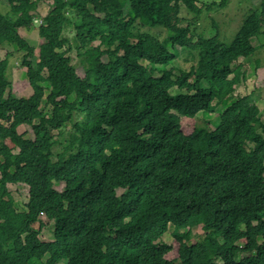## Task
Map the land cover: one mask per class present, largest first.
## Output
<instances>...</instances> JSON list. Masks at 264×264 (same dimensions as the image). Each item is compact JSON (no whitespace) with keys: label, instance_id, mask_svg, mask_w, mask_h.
Instances as JSON below:
<instances>
[{"label":"trees","instance_id":"1","mask_svg":"<svg viewBox=\"0 0 264 264\" xmlns=\"http://www.w3.org/2000/svg\"><path fill=\"white\" fill-rule=\"evenodd\" d=\"M43 2L0 0L9 7L0 11V48L25 54L34 91L16 98L9 54L0 61V264H55L45 258L57 244L32 227L42 214L56 221L68 264H264L259 108L251 96L238 97L212 132L186 135L181 124L217 112L215 101L241 86L245 74L235 64L264 36V0L250 5L228 43L182 26L183 9L193 22L203 15L197 0H54L34 64L35 48L20 30L32 28ZM158 27L168 31L164 40L142 30ZM181 53L196 63L176 76ZM31 119L39 120L33 139L19 133ZM15 171L31 186L24 211L8 187ZM54 182L64 189L47 191ZM197 225L204 236L192 243ZM171 227L175 259L163 242Z\"/></svg>","mask_w":264,"mask_h":264},{"label":"rangeland","instance_id":"2","mask_svg":"<svg viewBox=\"0 0 264 264\" xmlns=\"http://www.w3.org/2000/svg\"><path fill=\"white\" fill-rule=\"evenodd\" d=\"M44 2L40 5L38 11V17L30 30H20L21 36L26 39L31 46L35 48V58L33 60L34 64L39 60L41 56V49L44 40L41 35V25L40 22L44 20V18L48 15L50 10L54 7V0H43ZM199 6H201L204 10L203 15L196 21L193 22V16L185 9L182 10L181 16L185 19L182 23L183 27H187L189 23H193L190 27V30L195 34L205 33L207 36L211 34H221L218 36L223 42H230L237 31L241 27L242 20L248 10L251 8L250 5L258 4L259 0H231L230 4L224 9H218L213 7L210 10L208 9V5L217 2L221 3L222 0H197ZM241 1V2H240ZM261 1V0H260ZM35 2V0H32ZM6 4L0 3V11L3 13H7L9 11V7L5 6ZM159 29V30H157ZM163 28H145L142 30L151 31L153 33H160L161 39L164 40L169 34L168 31L162 30ZM73 33H71L70 38H73ZM68 36V35H67ZM73 46H75L72 41ZM100 44L99 41L94 43V46H98ZM253 45L256 49L255 54L249 58L241 59L239 62H236L235 66H240V70L245 72V79L241 83V88L238 87L236 93L224 100H217L215 104H217V112L215 113H207L201 112L194 118L182 117L181 124L182 129L186 135L192 133L199 132H212L216 129L219 124L220 113L226 108V106L233 101H236L238 97L242 95H248V92H253L254 94L260 93L264 96V88L256 87L261 86L264 82V36L262 34H258L253 38ZM169 49H173L171 45H169ZM9 54V70L8 77L13 84V94L16 98H29L33 95L34 91L32 86L30 85L27 76H26V68H23L21 65L22 58L25 55L23 52L19 51L14 45L5 43L0 48V61L4 60ZM73 59V64L78 68V74L81 77H84V71L81 64V58L78 56L77 51L74 49L70 54ZM196 63V60H192L191 57H187L185 53H181L180 58L175 61L173 68L176 69L174 74L178 76L182 70L189 71L191 67ZM234 66V67H235ZM258 76V80H257ZM254 80V84L251 81ZM256 85V86H255ZM52 90V89H51ZM174 94L178 93V90L172 91ZM263 92V93H262ZM252 95V94H251ZM257 95V94H256ZM244 97V96H243ZM73 101V99H72ZM255 105L259 109H264V104L260 105V107L255 103ZM34 112V111H32ZM37 116V112H34ZM36 118V117H35ZM262 122L264 123V112L261 116ZM31 124H24L19 128L20 134H25L26 137L33 139L35 136L32 133V125L37 123L38 119H31ZM57 133V132H55ZM7 144L11 147L15 153H18L19 150L14 146V144L8 140ZM249 149H253L254 145L251 144L248 147ZM56 159V158H55ZM14 183L8 184L9 190L11 191V195L16 203V207L19 211H24L25 205L28 203L29 194L31 190L30 184H28L25 179L26 176L19 172L15 171L14 173ZM2 178V174L0 172V179ZM65 187L63 182H54L47 187V191L57 190L62 191ZM124 191L119 190L118 193L121 195ZM42 225L39 223L34 224L32 227L36 231H40V238L45 242L56 243V251L54 254H49L45 261H53L55 264H68L67 253L65 251V247L60 241V234L58 233L57 223L54 219H48L45 214L41 215L40 218ZM174 231L173 227L170 228L169 232L163 237V242L171 245L173 247V251L169 254L170 259H175L178 257L179 251V243L175 240L172 235ZM204 236V232L202 230L201 225H197L193 227V238L191 240L192 243L201 239ZM180 264V261H178ZM221 264V263H219Z\"/></svg>","mask_w":264,"mask_h":264},{"label":"crops","instance_id":"3","mask_svg":"<svg viewBox=\"0 0 264 264\" xmlns=\"http://www.w3.org/2000/svg\"><path fill=\"white\" fill-rule=\"evenodd\" d=\"M260 1V0H259ZM257 80H258V76H257ZM250 84H252L251 85V87L253 86V84H254V80H252L251 81V83ZM256 86V85H255ZM256 87H258V88H264V82L262 83V85L261 86H256ZM241 88V87H240ZM263 93V92H262ZM252 94V95H251ZM257 94V95H256ZM248 95H250L251 96V98L253 99V101H254V103H256L259 107H260V105L262 104H264V96H262L260 93H258V91H257V93H251V92H248ZM243 96H245V95H242L241 97H243ZM260 110V112H261V116H262V114H263V112H264V109H259Z\"/></svg>","mask_w":264,"mask_h":264},{"label":"clouds","instance_id":"4","mask_svg":"<svg viewBox=\"0 0 264 264\" xmlns=\"http://www.w3.org/2000/svg\"><path fill=\"white\" fill-rule=\"evenodd\" d=\"M35 22L37 23L38 21H37V20H35ZM35 22H34V23H35ZM40 25H43V22H40ZM241 59H244V58H241ZM241 59H240V60H241ZM240 60H239V61H240ZM239 61H238V62H239ZM243 73L245 74V72H244V71H243ZM244 79H245V77H244ZM244 79H243V80H244ZM244 97H245V96H244ZM237 99H238V98H237ZM230 104H231V103H230ZM28 201H29V200H28ZM42 215H43V214H42Z\"/></svg>","mask_w":264,"mask_h":264}]
</instances>
